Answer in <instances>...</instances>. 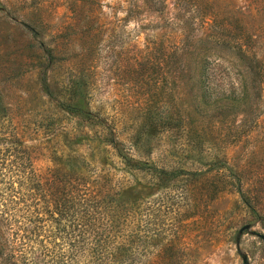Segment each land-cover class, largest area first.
<instances>
[{
  "label": "rangeland",
  "instance_id": "1",
  "mask_svg": "<svg viewBox=\"0 0 264 264\" xmlns=\"http://www.w3.org/2000/svg\"><path fill=\"white\" fill-rule=\"evenodd\" d=\"M179 1L0 0V155L24 151L22 182L52 191L78 169L90 196L128 214L109 220L133 233L135 264H264V84L227 48L245 32L264 55V17L242 0H196L202 19ZM206 56L223 61L208 92ZM64 249L67 264L87 261Z\"/></svg>",
  "mask_w": 264,
  "mask_h": 264
},
{
  "label": "trees",
  "instance_id": "2",
  "mask_svg": "<svg viewBox=\"0 0 264 264\" xmlns=\"http://www.w3.org/2000/svg\"><path fill=\"white\" fill-rule=\"evenodd\" d=\"M242 1L247 3L250 10L264 17V0L259 3L256 0ZM177 6L183 14L192 11L202 19L206 17L205 8L196 0H181ZM205 7L213 8L210 4H205ZM188 19L186 18V24L190 21ZM236 20L237 18H234L235 22ZM213 21L215 22V19L210 22L201 21V26L211 27ZM209 35L217 37L219 32L214 35L206 34ZM227 48L236 51L233 59L235 66H243L251 82L263 85L264 55L261 52V42L244 32L236 36ZM186 50L190 51L192 60L201 51L197 44ZM222 63L221 59L210 56L201 59L200 81L206 92L210 90L213 68ZM62 106L68 112L91 119V113L86 106ZM110 143L115 147L114 142ZM20 159L24 160L27 168L28 157L24 151L19 153L13 148L5 149L0 155V264H67L71 260V254L64 249L65 244L74 248V252L86 255L87 261L84 264H135L133 259L129 260L130 256L134 255L133 233L113 234L112 225L119 220V216L123 218L128 214H122L118 205L111 203L109 196H90L89 183L84 181V175H81L78 169L64 174V178L59 180L60 189L56 186L57 189L53 191L52 187L42 189L39 185L33 186L28 182L24 184L20 175L23 165ZM126 163L129 164L127 161ZM129 165L137 171H155L161 179L179 176L175 172L169 173L138 163ZM60 191L61 194L58 195ZM111 214L115 215L114 223L111 222ZM86 234L90 235V240L84 237Z\"/></svg>",
  "mask_w": 264,
  "mask_h": 264
}]
</instances>
